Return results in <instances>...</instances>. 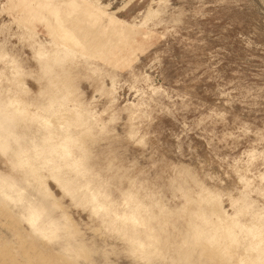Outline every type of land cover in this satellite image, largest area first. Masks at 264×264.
Segmentation results:
<instances>
[{
  "label": "rangeland",
  "instance_id": "obj_1",
  "mask_svg": "<svg viewBox=\"0 0 264 264\" xmlns=\"http://www.w3.org/2000/svg\"><path fill=\"white\" fill-rule=\"evenodd\" d=\"M65 2L0 0V264H264V0Z\"/></svg>",
  "mask_w": 264,
  "mask_h": 264
},
{
  "label": "bare ground",
  "instance_id": "obj_2",
  "mask_svg": "<svg viewBox=\"0 0 264 264\" xmlns=\"http://www.w3.org/2000/svg\"><path fill=\"white\" fill-rule=\"evenodd\" d=\"M78 2H79V0H66V2L63 5L65 11H63V9H62V11H60L59 7L54 8L53 9V13L55 15V21L53 20L54 22H49V26L52 29L53 33L55 34V37L57 36L58 39L61 40V42L64 45L63 47L65 49V54H64V56H61L63 58L65 56L66 57L67 56L74 57L75 54L77 53L78 47H82V45H83L81 38H82V36H84L85 32H84V28L81 27V23L77 22V24H76V23H73V22H71V23L69 22V18H70L69 15L72 12V8H74V6H76V4H78ZM86 4L94 6L91 3H87L86 2ZM94 7H96V6H94ZM66 13H68V15H66ZM61 57H56V62L61 63L62 62V58ZM4 107H5V105H4ZM4 107H3V105L0 102V115H1L0 116V152H6L7 150L10 149V142H9V139H8L9 135L5 136V135L2 134V132L9 130L8 125L12 121L13 116L16 115V113L18 112L17 109L9 110L10 113L9 112H4L3 111ZM40 109L43 110V108H40ZM50 110H52V109H50ZM50 112L51 111H49L48 113H50ZM45 113H47V112H45ZM42 115H44V114H42ZM42 115H40V116H42ZM38 117H39V115H38ZM42 119L44 120L45 124H47L49 122L48 118L46 116L43 117ZM38 121H39V119H38ZM12 123H14V122L12 121ZM69 136L66 135V138L69 137ZM54 138H55V136H52L50 138H46L45 140L46 141H52ZM63 143H64V141H63ZM31 144H32V142H31ZM65 144H67V143H65ZM65 147H67V146H65ZM38 148H39V146H38ZM21 151H22L21 153L20 152L18 153L19 156H22L23 155L22 153H25L24 149H21ZM20 154H22V155H20ZM35 155L36 156L37 155L40 156L41 154L38 151H35ZM60 155H62V154H60ZM68 161H70V160H68ZM73 162H75V161H73ZM62 163H64V162H62ZM49 168H50L49 169L50 172L59 170V169H57L58 167H53V163H52V166L49 167ZM52 177L56 180V182L59 185L61 184V182H59V180L56 178L57 176L53 175ZM34 179L36 180L37 183L40 181V178L38 176H34ZM38 184H37V186L40 185V184L39 185ZM0 188H1V192H2L3 195H5L7 197H10V198H13V199H14V197H16L18 199V201L21 199V196H20L21 195V189H18V187L15 185V183L11 182L10 180L2 178L1 181H0ZM63 189H64V187H63ZM42 191H43L42 192V198L44 199V197H46L48 195V189L44 188ZM25 211L26 212L24 213V217L26 218V221L28 222L30 227L35 232L41 233L44 237L55 236L57 233H59V231H60L59 229H60L61 224L59 222H56V221L53 222L50 219L46 220V211L44 209L39 210V207H36V206L34 207L32 205L31 206L29 205V206L26 207ZM59 224H60V226H59ZM124 229L126 230L127 228L124 227ZM154 242H155V240H154ZM259 244H260V242L257 241V243H254L253 245H251L252 246L251 248H253V251L256 254L259 253V249H258ZM140 246H141V244H140ZM249 256H250V254H249ZM243 259H246V258H243ZM241 261H243V260H241Z\"/></svg>",
  "mask_w": 264,
  "mask_h": 264
}]
</instances>
